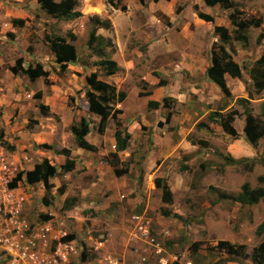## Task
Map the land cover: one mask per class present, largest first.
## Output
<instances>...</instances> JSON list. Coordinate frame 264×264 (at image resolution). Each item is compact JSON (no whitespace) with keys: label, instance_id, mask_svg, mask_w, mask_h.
Wrapping results in <instances>:
<instances>
[{"label":"rangeland","instance_id":"rangeland-1","mask_svg":"<svg viewBox=\"0 0 264 264\" xmlns=\"http://www.w3.org/2000/svg\"><path fill=\"white\" fill-rule=\"evenodd\" d=\"M109 1L79 0L77 10L81 13V17L72 21H61L45 14L37 0H0V132L6 133L5 139L9 144H17L16 158L13 157L15 154L9 153L0 144V160H4L14 169L11 176L14 184L12 187L27 189V185L22 183L26 182L25 173L43 160L38 150L46 151L52 148L46 147L51 141L55 142L54 145L60 142L67 144L69 128L72 125L76 126L81 118L65 126L67 121H62L60 106L66 105V108H72L73 113L79 110L85 115L83 118L91 122L92 126L97 124L93 119L96 117L85 112L82 109L83 105L80 104L85 98V78L92 72H97L102 80L108 79L116 87L117 84H121V90L128 95L124 102L125 113L128 118L133 117V119L139 114L145 115L150 111L158 114L155 110L147 108L148 98L138 93L139 89L143 90L141 86L144 81H141V75L149 79L151 77V82L155 85L145 84L153 91V98L161 101L160 104L166 113H169V117H174L176 122L181 121L184 116L182 120L186 123L184 129L187 141L197 145L195 142L200 140L208 146L204 148L203 145H197L199 148L197 154L189 157L180 153L179 157L176 156L179 154L157 157L159 154L156 152H159V149L154 146V134L162 138L167 134L159 129L163 128V124H159L157 128L155 123L153 126L144 123L145 127L138 125L130 136L132 145L129 143L128 149L132 151V153L130 151L131 157L127 156V150L120 155L121 158L118 155L119 168L128 167L130 172L132 170L126 177L127 181L143 177L149 166L155 170L163 165L167 170L168 182L172 189V203L168 204L169 207L154 204L148 216L155 226L164 227L170 232V242L178 245L175 248L177 252L186 254L188 259L197 248L213 255L216 246V242L213 241L227 239L245 245L246 251L250 253L264 240V234L258 236L255 232L264 218V200L256 205L241 206L239 203L227 200L219 201L214 189L237 195L243 183H248L252 189L263 186L258 182V178L264 176V137L260 139L256 148L251 147L243 133L242 115L234 122L238 133L237 139L225 135L216 124H209L208 128L202 129H196V124L206 122L208 114L220 108H224L221 111L224 114L231 110L241 114L242 109L236 102L238 98L249 101L254 116L260 114L264 91L259 94L255 92L250 70L253 63L264 53V1L230 0L234 4V8L230 10H225L219 5L207 7L203 0H145L142 4L139 0H127L128 2L112 0L117 6L111 5ZM194 5L199 7L200 12L211 16L212 22L206 23L200 20L193 8ZM178 8H181L179 12L176 11ZM234 10L238 20L248 22L261 19L260 26L237 32L228 19L229 14ZM95 14L103 19H110L112 23L110 30L100 29L97 35L111 42L112 47L106 46L107 44L99 47L104 48L106 53L104 57L113 59L119 64V71L112 75L116 76L113 81L110 80L111 76L104 77L102 70L95 65L100 58L87 47L92 28L89 18ZM215 26L228 29L231 44L227 46V50L242 68L240 78L225 77L230 98L223 97L220 90L206 78L205 70L210 65L212 45L218 40L213 36ZM169 27L172 30L168 31ZM71 36H74L75 40H72ZM242 36H245L246 40L243 41ZM48 37H61L75 46L78 61L75 65L68 66L64 74L60 73L55 56L45 41ZM158 43L161 44L155 47ZM158 49L167 50V55L161 56ZM217 49L216 47V53H218ZM185 53L193 58V60L187 59V62L192 64L190 70L182 67L180 63ZM148 54L150 57L151 54L155 55V58L148 59ZM143 59L146 62L150 61L148 64L146 62L141 64ZM18 61L23 69L40 65L46 76L31 82L19 71V74H13L11 69ZM124 66L128 68L125 69ZM43 95L48 98L53 111L45 112L44 108H40V105L43 107V103L47 102L41 99ZM164 99L166 100L163 101ZM121 114L117 116L118 119ZM148 122L151 123V119H148ZM108 128L114 130L111 120ZM121 129L126 130L124 127ZM27 131L29 134L36 132L35 135L38 136L34 138L39 140L40 145L31 146L32 152L30 151L29 155L26 153H29V143L25 136ZM173 131L175 137V128ZM91 132L97 133L93 127ZM33 134L27 136L32 139ZM102 136H104L102 140L106 141V146L109 148L113 133L107 131ZM47 137L51 141L44 139ZM93 140L97 142L100 140L99 136H95ZM174 140L176 141V137ZM103 141L97 143L101 152L105 149ZM226 141H229V145H233L230 147V152L225 150ZM163 146H166V142ZM246 147H249L251 153L247 152ZM114 153L115 149H107L97 164H102L105 171L110 170L113 177L117 178L112 169L108 168L112 160L111 154ZM135 154L138 155L134 157ZM223 154H230L235 159L253 160L252 171H243L240 165H227L222 158ZM51 160L56 167H59L57 158L52 154ZM184 165L187 166V170L182 171L181 166ZM82 172L83 169H80L73 178L64 177L65 172L58 171V175L52 180L54 187L50 192L53 201H49L50 205L43 203L46 193L43 184L40 183L39 187L43 192L41 191V197H35L33 217L62 224L77 239L79 245L84 246L82 253H85V258L94 262L102 258L103 248L94 251L93 240L96 237L93 236L92 240L89 238L91 241L88 239L87 230L90 226L81 218L96 217L97 221L93 220V224L102 226L98 229V234L107 238L108 231L105 226L108 225L112 237L117 238L114 225L119 226V230L123 229V225L119 224L123 219L122 216L128 220L134 211L129 208L126 199L113 203L110 201L111 193L106 188L108 182L105 183L104 171L101 173L97 170L93 171L92 181H86L87 178L82 179L85 185L95 184L92 187L95 190L87 194V189L78 184V175L80 176ZM20 176L21 179H17ZM152 176L151 174V179ZM130 194H127L129 199L136 197L132 192ZM72 198L77 200L75 206L72 210H63L65 200ZM69 203L72 204V201ZM162 210L165 213H162ZM137 212L136 210L135 214ZM159 220L162 223H159ZM124 223L127 244H129L131 225L128 221ZM175 239L177 241L173 242ZM113 241H116L114 237ZM196 245L198 247L194 248ZM132 251L135 255L134 260L123 257L124 264H132L136 261L137 253L134 248ZM81 256L82 254L79 255Z\"/></svg>","mask_w":264,"mask_h":264},{"label":"trees","instance_id":"trees-1","mask_svg":"<svg viewBox=\"0 0 264 264\" xmlns=\"http://www.w3.org/2000/svg\"><path fill=\"white\" fill-rule=\"evenodd\" d=\"M118 2L120 0H117ZM145 0H139L142 4ZM205 6L214 7L219 5L225 10L234 8L233 2L230 0H203ZM260 1V0H252ZM264 1V0H261ZM111 5L117 6L109 1ZM40 9L49 17L61 20L72 21L81 17V13L77 10L79 7V0H37ZM196 11L197 17L206 22H212L211 16L206 13L200 12L197 5L193 6ZM124 9V8H123ZM178 8L176 11H180ZM236 10L229 14L228 19L232 26L236 28L237 32L244 31L249 27H259L261 19H255L253 21L244 22L238 20L235 14ZM89 21L92 25L89 33V39L87 42L88 49L95 56L100 58L96 62V66L102 70L105 78H108L119 71L118 65L115 61L106 59L104 56V48H99L100 45L107 44L106 46L112 47L110 40L104 39L97 35L99 29L110 30L112 28L111 21L109 19H102L99 16H91ZM14 23H17L14 21ZM213 36L218 40L212 45V52L210 57V65L207 67L205 73L206 77L212 82L221 92L223 97L230 98V92L226 86L225 75L231 78H240L242 68L232 59L231 53L227 50V46L231 44V36L228 29L223 26H215L213 29ZM72 40H75L74 36H71ZM242 40H246L245 36H242ZM55 56L56 64H58L60 73L64 74L67 71L69 65H75L78 61V54L76 53L75 46L66 42L61 37H48L45 40ZM96 45V46H95ZM218 48L216 53L215 48ZM13 74L22 73L27 76L29 81L33 82L38 78L46 76L40 65H36L35 68L23 69L21 68L20 61L16 63V66L11 69ZM19 71V72H18ZM250 78L252 80L253 89L256 93L264 91V53L257 59L250 70ZM85 98L80 101L83 105L82 109L88 114L95 116L98 122L94 128L98 134L103 135L107 129L108 123L111 120L114 124L113 138L115 141V153L111 154L112 160L109 164L116 177H121L128 173L129 169L119 168L120 162L118 160V153L125 151L129 145L130 135L126 130L121 129L123 127L121 120L118 119V115L121 111L117 109V105L123 103L127 97L123 90H118L113 83L102 80L97 72H92L85 78ZM150 94H143V96H149ZM164 99L163 101H165ZM237 104L241 107L242 113L239 114L235 110H231L224 114L221 111L224 108L211 111L206 119V122H200L196 125V129L208 128L209 124H216L222 132L237 139L238 133L235 130L234 122L237 117L242 115L244 117L243 133L246 141L251 147L256 148L260 139L264 137V102L260 105V114L253 115V109L250 107L249 101L245 98H238ZM148 105L157 108L160 103L154 101H148ZM40 108H43L40 105ZM91 130V122L85 118H81L76 126H71L70 131L74 137L75 144L78 148L84 149L90 152H96L97 148L86 140V136ZM197 144L203 142H195ZM0 144L7 151H14V147L10 146L6 140H4L3 132H0ZM204 143L203 147H207ZM49 147V146H46ZM57 154L65 157V163L60 166L61 171L67 173L74 169L75 161L70 158V151L68 149H62L56 151ZM227 165H240L241 170L251 172L253 169V160L249 159H235L230 155H223L222 157ZM243 165V166H242ZM181 170H187V166H181ZM58 175V169L52 166L47 159H43L42 162L36 164L34 168L25 173V181L30 185L43 184L46 195L43 197V203L50 205L53 201L51 189L54 187L51 180ZM17 179H21V176ZM258 182L263 184L262 187L252 189L248 183H243L240 187V192L237 195L221 192L216 189L214 191L217 194L219 201H231L239 203L241 206H252L258 204L261 200H264V176L258 178ZM154 185L161 191V201L164 204L172 203V192L164 181L160 178L154 180ZM212 189V188H211ZM60 192V191H59ZM72 201V204L69 203ZM76 199L65 200L62 207L63 210L69 211L76 204ZM256 234L261 236L264 232V219L256 228ZM198 245L194 246L197 248ZM217 252H224L233 260L240 258L242 260H250L253 264H264V240L260 242L256 247L252 249L250 253L246 251V246L243 244L231 243L228 241H218L214 248ZM82 259H85V253H82ZM173 264H180L175 262Z\"/></svg>","mask_w":264,"mask_h":264},{"label":"crops","instance_id":"crops-1","mask_svg":"<svg viewBox=\"0 0 264 264\" xmlns=\"http://www.w3.org/2000/svg\"><path fill=\"white\" fill-rule=\"evenodd\" d=\"M126 2H128V1L126 0ZM128 5L129 4H127V6ZM95 16H97V15L95 14ZM100 18H102V17H100ZM170 30H172L171 27H169L168 31H170ZM183 32H185V31L183 30ZM166 36H169V35L166 34ZM161 37H163V35H161ZM161 43H163V42H161ZM161 43H158L155 47L159 46V44H161ZM158 53H161L162 54L161 56H163V54L167 55V50H163V49L159 50L158 49ZM147 57H148V59H152L153 60L155 58V55L151 54V57H150V55L148 54ZM183 58L181 57V59H180V63L182 65V67H184V68L187 67V69L190 70V65H192V64H190L189 61L187 62V59L189 58V59L193 60V58L189 57V55L186 54V53L183 55ZM113 61H115V60H113ZM131 61L132 60H130V62ZM149 61L150 60H148L146 62L143 59V62H141V64H143L145 62L148 64ZM115 62L117 63V61H115ZM130 62L128 61V64ZM117 65H119V64H117ZM69 66H73V64L69 65ZM124 68L127 69L128 66H124ZM226 76H228V75H225V77ZM114 77H116V76H111V78L110 77H108V78H110V80L113 81ZM105 80L108 81V79H105ZM151 80H152L151 77L149 79L147 76H142L141 75V81H144L143 85L141 86V89H143V90L139 89L138 93L140 92L139 94H142V96L145 93H147V94L149 93L150 95L146 96L148 98V101L159 102V101H157V99L153 98V91H151L147 87V84L148 85L149 84L155 85V84H153V82H151ZM207 80H209V79L207 78ZM145 83H147V84H145ZM120 87H121V84H117V89L118 90H121ZM135 87H138V86L135 85ZM136 95H138L137 92H136ZM190 95H191V93L189 94V97H190ZM189 97H187V98H189ZM136 98H137V96H136ZM41 99L42 100L44 99L45 101H47V102L43 103V108L45 109V112L53 111L51 109L52 106L49 104L48 98L44 97V95H43V96H41ZM126 99H127V97H126ZM63 102L64 101H62V103ZM124 102L119 104L117 106V109L121 110V112H122L121 117H120L121 123H122L123 127L126 129V131L129 133L130 136H132L133 131L137 128L138 125L144 126V123H148L151 126H153L154 123H155V125L158 128L159 124H163V128H159V129L161 130L162 133L167 134L166 137H163L165 139H163L158 134H154V137H153V141L155 142L154 146H157V148L159 149V152H156V153L159 154L157 157L161 158L162 156L165 157V156H170L171 154H179V153L182 154V156L189 157L191 155L197 154L198 149H199L197 147V145H199V146L203 145L204 146L203 143H199V144L196 143L197 145H194L191 142L187 141V139H186L187 134H186L185 129H184V125L186 123L184 122L185 120H182L184 118V116L182 117L181 121L174 122L175 118L174 117L171 118V116L169 117V113H166V110L163 108V106L161 104L157 108H155V107H153L151 105H148V103H147V108L155 110V112H158V114L153 113L154 111H150V112H147L145 115H144V113H142L141 115L139 114V115H137V117H134V119H133V117L132 118H128L126 113H125L126 110H125V107H124ZM60 108H62L61 109L62 110L61 117L63 118L62 121H67L65 123V126H69L70 124H72L73 120L77 121L78 119L83 118L85 116L79 110L74 111V113L71 112L72 108H66V105L65 106H60ZM93 119H95L98 122L97 118H93ZM148 119H151L152 122L149 123ZM92 127L93 126L91 124V129H92ZM170 127H172L173 129L171 130ZM70 128H69V131H70ZM174 128H175V133L177 134V135L175 134L176 141L174 140L175 137L173 136ZM94 130H96V128H94ZM107 131H109L110 133H114L113 132L114 130L109 129L108 126H107V129L105 130V132H107ZM105 132H104V134H105ZM27 133H28V131L26 132L25 136L28 139V143H29V146H28L29 147L28 148L29 153L28 152H26V153H27V155H29V154H31L30 153V151H31L30 147L31 146L39 147L40 145H39V140L36 139L38 135H35V133H36L35 131H33L31 134H29V133L27 134ZM32 134H33V137H32V139H30L29 136H27V135L31 136ZM67 135H68V138H66L67 144L60 142L58 145H56V144L54 145L55 142H52L50 140V138H48V137L44 138V139H47V140L51 141V143H49L48 146L54 148L55 150H53L52 148H50V149H48L46 151L38 150V153H40L42 155L43 159H47L52 166L56 167V165L51 160V154H52L58 160V166L59 167H56V168H58V171H61L60 166H62L65 163V157L63 155L57 154L56 151H59V150H62V149H68L70 151V158L75 161V165H74V169L72 171L67 172V173H63V174H65L64 177L71 176V177L74 178V174H78L80 169H83V172L81 173V175L80 176L78 175V177H79L78 178V181H79L78 184H81V186L83 188L87 189V194H90L91 191L95 190L94 188H92L93 185H95V184L94 183H92V184L89 183V184L85 185V183L82 182V179H86L87 178L86 181H92L93 180V175H92L93 171L97 170L98 173H101V172L104 171L103 172V177L106 176L105 183L108 182V185L106 186V188L111 193V200L110 201L112 203L113 202H117L119 200L122 201L123 199H126L127 202H128L127 205H129V208L134 211L132 213L135 214V211L137 210L138 212L136 214L145 212L147 215H150L149 214V213H151L150 209L153 207L154 204L155 205H160L161 207H169L167 204H164L161 201V191L159 189H157L155 187V185H154V180L156 178H160V179H162V181H164L166 183V185L169 187L170 191H172L171 186H170V184L168 182L169 174L167 173V170H165L163 165L157 167V169H155V170H154V168H150V166H149L147 168L148 171H145V173H144V170H143V173H144L143 177L130 179L129 181L126 180L127 179L126 177L131 174L132 170H131V172L128 171L127 174L122 175L121 177L114 178L113 174H111L112 172L110 170L105 171L103 169V167H102V164H100V165H99V163L97 164V161L100 159V157H102V155L104 153H106L107 149H113V150L115 149L114 138H112L109 141V146L110 147L107 148L106 141L102 140L104 138V136H102V135H100L98 133L93 134V132H91V130H90L89 134L86 136V140L89 143H91L92 145H94L98 150L96 152H90V151L85 152L86 150L78 148L76 146L75 141H74V137L71 134V131ZM6 136H7L6 133H4V140H6L5 139ZM95 136H99L100 140H97V142L94 141L93 138H95ZM34 137H36V138H34ZM166 138H168L167 141H166ZM204 140H206V139H204ZM102 141H103V146H105L104 152H103V150L101 152L100 149H99V146L97 145V143H101ZM165 142H166V146H163V143H165ZM196 142H200V140H198ZM7 143L9 144L8 141H7ZM28 143H27V145H28ZM129 143L132 145V138L131 137H130ZM211 143H213V142L211 141ZM130 144L128 145V147L126 149L127 153H128L127 154L128 157H131V154H130L131 150L128 149ZM229 144H230L229 141H226L227 149H225V150L230 152V147H233V145H229ZM10 146L14 147V151H12V152L8 151V152L11 153V154H15V155H13V157L16 158L17 144H13L12 143V144H10ZM246 149H247L248 153H251L250 150H249V147L248 148L246 147ZM237 150L239 151V148ZM125 151H123L121 153H118L120 158H121L120 155H122V153H124ZM131 153H132V151H131ZM180 154L176 155V156L179 157ZM137 155L138 154H135L134 157H136ZM227 155H230V154H227ZM121 161H123V160H121ZM108 168L111 169L110 166H108ZM151 174L153 175L152 179H151ZM118 178H120V179H118ZM52 180H51V182H52ZM22 183H25L27 185L26 188L29 191L30 190L32 191L30 193L31 194V198H30L31 200H29L25 212L27 213L29 218H34L33 216H35L34 215L35 197L36 196L41 197V195H42L41 193L43 192L42 190H40L41 188L39 187L41 185H39L40 183L39 184L30 185V184H28V183H26L24 181ZM102 184H104L103 181H102ZM123 192H124V194H123ZM131 192L133 194H135L136 197L129 199L128 198L129 195H127V194H130ZM85 207H88V206L85 205ZM118 208H121V207L118 206ZM148 209H149V212H148ZM162 213H165V211L162 210ZM122 218L123 219L121 221H119V224H122L124 226V227L122 226L123 229L119 230L118 229L119 226L114 225V228L117 230V238H116V236H113L116 239L115 242L113 241V237L110 234V228L108 229V225L105 226L106 227L105 229L108 231V237H107V242L102 247L103 248V253H102L103 256H102L101 259H98V260L92 262L89 258L82 259V256H81V257L77 258L75 263L76 264H124L125 262L123 260V257H124V259L127 258V259H130L131 261H133L134 258H135V255H134V253L132 251V248H135L134 242H132L131 244L128 242L129 244H127V239H126V235H125L126 231H125V223H124V221H128L129 222V219L127 220V218L125 216H122ZM81 220H83L86 225L90 226L89 230H87V234L89 236L88 238H90L92 240V239H94L93 236H95L96 238L93 240V241H95V240H98L102 236V234H98V229L99 228L101 229L102 226L93 224V220L97 221L96 217L95 218H90V219H85V218L82 217ZM159 223H162L161 220H159ZM159 228H164V227L159 226ZM263 234H264V232L262 233V235ZM118 240H121V242H119ZM112 241H113V243H112ZM170 241H171V239H169L168 248L170 250L172 249L174 251L176 246H178V245L177 244H173ZM174 241H177V240L175 239V240H173V242ZM218 241H228V242H231V243H235L234 240H227V239H215L213 242L217 243ZM213 246H214V244H213ZM194 250H195V253L191 256V258L187 259V260L191 261L192 264H253L248 259L247 260H242L240 258H237L236 260H233L231 257H229L224 252H217V251L213 250V255H210L207 251L201 250L200 248H197V249H194ZM182 254L185 255L184 253H182ZM149 264H155V263L154 262H150Z\"/></svg>","mask_w":264,"mask_h":264},{"label":"built area","instance_id":"built-area-1","mask_svg":"<svg viewBox=\"0 0 264 264\" xmlns=\"http://www.w3.org/2000/svg\"><path fill=\"white\" fill-rule=\"evenodd\" d=\"M13 170L0 160V264H76L83 246L62 224L28 217L25 211L31 195L28 189L12 187ZM129 220V241L135 243L137 253L132 264H192L168 248L169 231L155 228L146 214H133ZM106 242L105 237L94 241V251Z\"/></svg>","mask_w":264,"mask_h":264},{"label":"clouds","instance_id":"clouds-1","mask_svg":"<svg viewBox=\"0 0 264 264\" xmlns=\"http://www.w3.org/2000/svg\"><path fill=\"white\" fill-rule=\"evenodd\" d=\"M14 185V184H13ZM30 193V192H29ZM31 195V194H30ZM141 214V213H140ZM144 214H146L145 212H144ZM147 215V214H146ZM148 216V215H147ZM149 217V216H148ZM150 218V217H149ZM31 219H34V218H31ZM151 219V218H150ZM35 220H41V219H35ZM152 220V219H151ZM42 221V220H41ZM43 221H46V220H43ZM129 222H130V220H129ZM152 222H153V220H152ZM130 225H131V223H130ZM154 225V227L155 228H157L158 230H162V229H166V228H159V226L158 225H156L155 226V224H153ZM131 228H132V226H131ZM167 230V229H166ZM131 233V232H130ZM169 234H170V232H169ZM105 237V236H104ZM94 242V241H93ZM130 243H132L131 241H129ZM169 242V238L168 239H166V245L168 246V243ZM134 246H135V243H134ZM82 254V253H81ZM182 254V253H181ZM184 256V258L187 260L188 259V257H187V255L185 254V255H183Z\"/></svg>","mask_w":264,"mask_h":264}]
</instances>
